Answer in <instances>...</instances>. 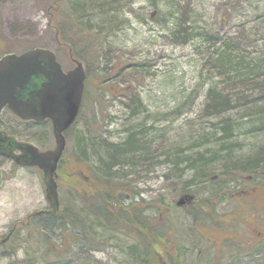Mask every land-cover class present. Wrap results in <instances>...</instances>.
Masks as SVG:
<instances>
[{
  "label": "rangeland",
  "instance_id": "rangeland-1",
  "mask_svg": "<svg viewBox=\"0 0 264 264\" xmlns=\"http://www.w3.org/2000/svg\"><path fill=\"white\" fill-rule=\"evenodd\" d=\"M170 1L0 0V55L48 47L68 70L69 50L75 56L79 47L87 50L84 60L79 59L87 74L82 105L65 132V155L56 175L58 215L47 219L39 214L26 224L29 214L48 207L41 172L8 159L1 166L0 238L13 225L16 229L0 246V264L145 263L130 234L106 227L90 215L91 227L85 234H73L85 228L81 220L85 213L63 177L74 165L106 176L123 205L180 198L182 185L194 190L198 203L207 197L216 202L209 205L212 217L204 212L199 221L190 213L195 211L191 203L172 206V226L160 224L170 233L164 256L182 245L186 251L181 264H264V258L256 255L258 245L251 233L256 230H250L264 231V99L245 88L247 101L239 104L235 89L239 85L225 82L213 71L211 75L206 63L212 43L220 37L233 41L245 37L264 14V0H177L173 9ZM168 10H174V16ZM179 29L191 33L176 32ZM79 36L86 41L72 44ZM260 37L252 36L257 40L247 44L252 55L264 52V32ZM210 87L237 101L235 109L220 114L207 110ZM0 129L40 149L54 144L48 121L21 120L7 109L0 114ZM133 140L132 148L126 145ZM109 149L116 157L107 154ZM251 160L263 173L247 180L245 171L235 178ZM197 170L218 174L217 184L241 192L234 190L228 194L231 198L218 199L223 192H216L211 182L188 181ZM145 215L158 214L147 210ZM215 222L229 224V231L247 242H233L225 257H214L208 238ZM165 264H172L171 259L165 258Z\"/></svg>",
  "mask_w": 264,
  "mask_h": 264
},
{
  "label": "trees",
  "instance_id": "trees-1",
  "mask_svg": "<svg viewBox=\"0 0 264 264\" xmlns=\"http://www.w3.org/2000/svg\"><path fill=\"white\" fill-rule=\"evenodd\" d=\"M178 4L177 0L170 1L172 9ZM168 15L174 16V10H168ZM176 32H182L183 34L191 33V31H187L185 29H179ZM263 32L264 14H261V16L257 17L256 25H254V27H252V29L245 34V37L242 35L240 40L233 41L230 40L231 38L229 37H220L219 42L212 43V53L206 62L209 66V70L211 71V75L213 71L214 74L222 77L225 82H232L233 84L239 85L238 87H235V89H239V92L236 93L238 94L237 98H240L238 102L239 104H243L247 101V98L244 97L245 88L251 93L258 92V97L262 96L264 99V52L261 51L260 53H254V55H252L251 51H247L248 42H254L257 40L251 39L252 36L258 35V39H260ZM243 38H245L246 41L242 40ZM70 40H72V38ZM84 41H86V39L79 36L75 39V42L72 40V44L81 43L82 45ZM72 44L70 46H72ZM10 51H4L1 55ZM74 51L80 60H84L83 55L87 52L86 47H79L78 50ZM199 53L201 54V52ZM121 70L122 68H120L118 72ZM107 73L108 70H106L105 74ZM231 87L234 89L233 85ZM236 102L237 101L235 100L232 101L231 98L226 99L221 91L215 87H210L207 90L206 109L210 110L211 113L220 114L227 110L235 109L237 106ZM261 114H264V110ZM226 124L227 123H225V125ZM225 132L226 131L223 133L225 134ZM224 137L225 135H223V138ZM135 143L136 140L127 141L126 145L132 148ZM111 152L113 151L109 149L107 154L112 158L116 157V155ZM176 161L178 160L176 159ZM243 167H245V169L240 171L235 178H240L241 174H243V172L245 173V171H248V174L245 175L247 180L251 179L253 175L259 176L263 173V170L259 167L258 162L253 160L245 162ZM232 171L235 172V170ZM221 174H223V172H221ZM194 175H196L195 178L188 181H193L195 184L211 182L212 187L217 188L215 189L216 192H223L222 195L216 196L218 199L231 198V195L228 194L236 189H234L233 186L221 187L217 184L218 174L205 175L203 171L197 170ZM63 177L68 181V187L77 199L79 208H81V213H85V218L81 217L82 222L85 224V228L80 227L82 230L79 231V233L73 232L75 236H79L80 234L82 235L83 232L85 234L86 230L91 227V221L88 218L90 215L94 219L99 220L100 223L106 227L119 229L130 234L143 252L145 260L144 264H165V258L168 260L171 259L172 264H181L186 248L181 245L175 253H167L166 256H164L163 247L166 244H169L170 233L167 228H162L160 226L161 222L164 224L165 222L169 223L170 226H172L170 211L172 206L176 203L175 199L160 197L150 200L145 206H142L141 204L144 201L141 203L137 201H130L129 203L123 205L120 202V197L118 196L116 189L111 186L113 183H110L108 179L105 178L106 176L103 177L97 173L91 174L86 172L85 167L83 169L74 165V167L70 168L69 171L63 173ZM192 191L194 192L193 189ZM192 191L189 190L186 185H182L179 188L178 196L185 194L196 195ZM237 191L240 190H235V192ZM238 195H240V193ZM207 200L202 202L200 201L199 203L192 205V209H195V211H190V213H192L195 218L194 221L201 220L205 216L204 212H206V215L208 216L213 215L212 211L210 208L208 210L207 206L210 205L212 207L216 202L214 203L209 197H207ZM147 210L157 213V217L145 215ZM212 210L214 209L212 208ZM58 213L59 212L53 216L56 217ZM44 216L47 219L53 218V216ZM14 235L15 233L13 232L11 237Z\"/></svg>",
  "mask_w": 264,
  "mask_h": 264
},
{
  "label": "water",
  "instance_id": "water-1",
  "mask_svg": "<svg viewBox=\"0 0 264 264\" xmlns=\"http://www.w3.org/2000/svg\"><path fill=\"white\" fill-rule=\"evenodd\" d=\"M74 61L73 68L63 71L54 52L45 47L8 53L0 58V110L6 105L22 119L50 118L52 122L55 147L46 151L0 131V151L11 154L21 165H36L42 170L45 197L51 208L48 213H54L58 207L53 173L65 144L62 131L74 121L81 103L85 72L81 62ZM14 149L21 154L13 155ZM192 197L181 196L176 204L182 205ZM8 237L9 234L0 243Z\"/></svg>",
  "mask_w": 264,
  "mask_h": 264
},
{
  "label": "flooded vegetation",
  "instance_id": "flooded-vegetation-1",
  "mask_svg": "<svg viewBox=\"0 0 264 264\" xmlns=\"http://www.w3.org/2000/svg\"><path fill=\"white\" fill-rule=\"evenodd\" d=\"M69 55H70V60L72 62V66H73L74 65L73 59L74 58H77V57L74 54H72V53H70ZM77 59H79V58H77ZM83 68H84L85 74H86V68H85V66ZM65 141H66V138H65ZM2 152L3 151H0V170H1V166H2L3 162L6 161L7 159H9V157L7 156V154H4L6 152H4V153H2ZM63 152H64V150H63ZM63 152H62V155L59 158V161L57 163V168H58V166L60 167V163L62 162V160L64 158V155L65 154ZM14 153H18V151L17 150L16 151L14 150ZM56 175H57V171H56L55 176ZM57 192L59 194V186H58V184H57ZM253 196H256V195H251V196H248V197H253ZM198 201L199 200L197 198H195L194 201L192 202V205L195 204V203H198ZM207 202H208V200H207ZM185 207H187V205ZM207 208L209 210V206H207ZM242 209L247 212V210H246L245 207H243ZM223 214L224 215H222V216H225V213H223ZM211 217H212V215H211ZM221 218H219L218 221H220V222H222V221L226 222L227 221L226 219H221ZM234 219H237V217H235ZM198 223H201V222H198ZM228 225L229 224H227V223H217V222L211 223V225H210V235L211 236L208 239H209L210 243L213 246V249H214V257H217V258H223V256L225 257L227 255V253H229L228 247H231L233 242L234 243H237V244H240V245H243L245 242H247V240H245L243 238H240L239 239L235 235H233L229 231ZM249 225H251V224H249ZM12 228L15 230L16 229V226L13 225ZM250 230H256L254 232H251L252 235H254V237H255V238H253V240H254L256 246L258 245V251L259 252H257L256 255L259 257V259H261L260 257L264 258V231H260L259 232L257 229H255L253 227H250ZM198 232H199L200 235H203L204 234L200 230ZM240 233H242V232L240 231ZM225 249H226V251H225ZM241 253L242 252L240 251L239 254H241Z\"/></svg>",
  "mask_w": 264,
  "mask_h": 264
}]
</instances>
